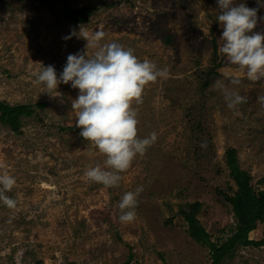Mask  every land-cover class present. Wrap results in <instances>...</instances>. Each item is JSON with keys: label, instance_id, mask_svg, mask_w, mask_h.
I'll return each mask as SVG.
<instances>
[{"label": "rangeland", "instance_id": "obj_1", "mask_svg": "<svg viewBox=\"0 0 264 264\" xmlns=\"http://www.w3.org/2000/svg\"><path fill=\"white\" fill-rule=\"evenodd\" d=\"M66 1L72 9L93 7L82 24L89 36L101 31V43L118 42L141 62L147 58L168 69V78L148 85L143 103L133 105L138 137L156 132L157 140L122 173L118 188L89 181L85 170L104 167L105 157L96 149L87 151L88 142L77 131H60L82 130L72 108L79 89L61 83L60 95L52 97L36 83L42 65H53L59 79L68 55L86 50L84 38L62 39L72 29L79 33L81 25L66 21L61 6L0 4V102L45 105L37 110L45 127L33 119L22 120V135H15L9 126L0 125V175L15 178L7 195L17 202L15 209L0 202V264H210L208 250L190 239L177 211L179 205L201 203L198 220L211 242L222 243L231 235L222 234L235 223L231 208L221 205L217 194L237 193L224 154L229 147L236 149L240 169L254 183L264 179V106L257 102L264 95V79L248 80L220 53L223 28L217 20V0ZM240 3L258 9L253 33L264 34V0H234V6ZM213 40L224 64L205 90L217 155L199 163L187 156L182 112L173 105L194 98L193 75L208 66ZM94 51L89 49V55ZM234 78L241 83L231 85ZM218 80L247 97L238 108L240 115L228 109L221 90L213 86ZM138 186L144 190L137 218L121 224L118 204ZM257 188L263 191L264 185ZM249 238L264 242V229L257 228ZM225 264H264V244L237 248Z\"/></svg>", "mask_w": 264, "mask_h": 264}, {"label": "clouds", "instance_id": "obj_2", "mask_svg": "<svg viewBox=\"0 0 264 264\" xmlns=\"http://www.w3.org/2000/svg\"><path fill=\"white\" fill-rule=\"evenodd\" d=\"M257 2L259 4L260 0ZM217 5L220 13L217 20L223 28L220 53L248 80L261 81L264 79V34L253 33L258 23V9L249 8L245 3L234 6V0H217ZM74 36L87 40L86 50L68 55L59 79L53 65H42L36 83L44 87L43 93L52 97L60 95L57 88L61 83H70L74 89H79L77 99L72 102L76 126L82 129L80 135L88 142L87 151L96 149L105 157L104 167H89L84 175L106 189L118 188L122 173L157 140L156 132L138 137L139 120L133 105L142 104L145 88L158 80H166L169 71L158 68L147 58L141 62L131 48L126 49L118 42L101 43L104 38L101 31L89 36L81 25L79 33L72 29L70 35L62 39L70 40ZM89 49L95 51L89 55ZM240 83L235 78L230 81L231 85ZM213 86L221 90L228 109L240 115L238 108L247 103V97L241 95L238 88L219 80ZM257 102L264 106V95H259ZM15 184L13 176L0 175V202L9 209L16 208V200L7 195ZM143 190V186H138L122 196L118 204L121 224L137 218L138 197ZM230 212L233 216L232 209Z\"/></svg>", "mask_w": 264, "mask_h": 264}, {"label": "trees", "instance_id": "obj_3", "mask_svg": "<svg viewBox=\"0 0 264 264\" xmlns=\"http://www.w3.org/2000/svg\"><path fill=\"white\" fill-rule=\"evenodd\" d=\"M6 1H34L49 9L61 6L64 19L75 25L87 23L88 17H91L94 12L93 7L90 6L72 9L69 1L66 0H0V4H4ZM167 43L169 44L170 41ZM212 44L213 51L208 66L204 69H197L193 75L196 79V87L192 92L194 98L186 105H181L178 100H175L173 105L174 109L178 108L182 112L185 131L188 135L187 156L195 157L199 163L204 160L212 161L217 155L208 123L210 119L212 120L213 113L206 105L208 95H205V90L213 79L219 77V70L223 68L224 64L218 57L217 44L214 40ZM44 106V104L10 106L5 102H0V125L9 126L15 135H22L20 130L23 124L22 120L33 119L45 127L37 112ZM60 131H77L79 135L81 132L73 128L60 129ZM202 145H206V147H202ZM224 157L226 167L232 178L231 181L237 187V193L234 192L231 197L222 195L220 191L217 194L222 196L219 197L221 205L225 204L226 207L229 206L232 209L235 223L232 227L222 231V234L229 232L231 235L226 237L222 243L211 242L210 237L198 220V215L202 209L201 203H185L179 205L177 211L180 219L188 226L190 239L201 248L208 250L210 264H225L239 247L259 248L264 244L262 240L254 242L249 238V234L257 228L262 227L264 229V190H256L258 189L257 185H264V179L254 183L253 177L240 169L236 149L227 148Z\"/></svg>", "mask_w": 264, "mask_h": 264}]
</instances>
